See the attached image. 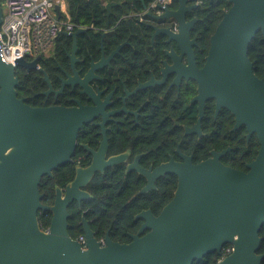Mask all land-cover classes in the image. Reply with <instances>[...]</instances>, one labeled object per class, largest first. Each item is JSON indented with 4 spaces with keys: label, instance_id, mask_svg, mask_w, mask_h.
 <instances>
[{
    "label": "water",
    "instance_id": "1",
    "mask_svg": "<svg viewBox=\"0 0 264 264\" xmlns=\"http://www.w3.org/2000/svg\"><path fill=\"white\" fill-rule=\"evenodd\" d=\"M176 1L181 8L175 18L195 0ZM230 3L201 71V116L206 100L216 99L218 111L226 108L235 117L234 130L245 126L248 138L257 136L258 154L247 172L220 162L230 149L200 164L187 159L156 169V176L176 174L177 189L158 216L151 211L137 216L144 224L128 244L108 240L102 246L89 234L84 248L69 234L68 208L91 198L82 188L91 181L96 165L78 169L65 191L57 187L53 205L42 203V179L71 162L78 134L93 112L83 106L26 105L18 98L15 77V69L26 62L8 64L0 53V264H193L210 253L222 254L228 244L232 252L218 264L263 263L264 255L258 251L264 226V80L255 75L248 52L256 34H264V0ZM117 5L106 4L108 17ZM55 10L61 18L59 5ZM193 23H182L186 36ZM154 188V181H149L141 193ZM40 212L52 213L47 229L40 225Z\"/></svg>",
    "mask_w": 264,
    "mask_h": 264
},
{
    "label": "flooded vegetation",
    "instance_id": "2",
    "mask_svg": "<svg viewBox=\"0 0 264 264\" xmlns=\"http://www.w3.org/2000/svg\"><path fill=\"white\" fill-rule=\"evenodd\" d=\"M201 6L202 0L188 2L189 10L175 18L174 13L181 8L178 1L162 4L156 0L148 5L142 0L143 11L115 18L114 24L110 21L112 15H107L105 29L77 27L72 32H62L48 47L23 58L25 67L15 69L18 98L26 105L92 109L93 116L78 134L71 162L62 165H70L68 175H60L61 179H71L61 188L65 191L78 169L96 165L91 181L82 188L91 198L80 204L75 201L69 206L72 209L68 208L69 219L77 222L72 228L78 233L74 240L80 242L83 238L80 243L84 248L89 234L102 246L108 240L132 242L144 224L137 216L143 211L153 213L151 198L163 194L159 193V184L167 182L173 188L171 182H175L174 194L177 189L178 176H156L154 172L159 167L183 164L187 159L200 164L229 149L220 162L243 166L231 156L233 146H243L245 140L244 148L248 149L251 139L257 136L248 138L245 126L234 130L235 117L226 108L218 111L214 98L206 100L201 116V71L216 32L209 33L199 12ZM1 8L0 32L5 20L4 0ZM182 23H193L187 36ZM79 29L85 31L78 33ZM258 33L264 38L262 32ZM245 155L241 154L240 160ZM249 163L240 171L247 172ZM97 177L105 182V188L106 182H113L111 188L101 190L102 203L119 204V210L136 207L143 200L149 203L135 216L139 228L129 232L128 238L115 231L118 227L114 221L106 223L92 217L89 206L94 195L89 187ZM149 181H154L155 188L141 193ZM141 195L146 197L136 198ZM161 204L158 199L157 206Z\"/></svg>",
    "mask_w": 264,
    "mask_h": 264
},
{
    "label": "trees",
    "instance_id": "3",
    "mask_svg": "<svg viewBox=\"0 0 264 264\" xmlns=\"http://www.w3.org/2000/svg\"><path fill=\"white\" fill-rule=\"evenodd\" d=\"M156 0H145V2L150 5ZM67 5V11L71 16L72 20L80 27L91 28L95 27L98 29H105L108 24V11L106 10V4L110 2L119 3L112 9V16L110 21L113 24L117 21L115 18H121L124 16H128L133 13H137L138 11H143L142 0H65ZM231 6L229 0H202V6L199 9V12L202 14V19L205 24H207V28L210 34L215 32L217 26L222 20L224 12ZM248 56L251 62L254 64V73L257 77L264 80V38L261 33L256 35V38L252 41ZM245 140H243V146L238 144L233 146V156L235 159H239V162H243V166L240 165H229L236 170H242L245 168V164L249 163L253 158L257 156V150L260 148L259 141L257 137L251 139L250 148L245 149ZM244 148V149H243ZM246 153L244 160H240L241 154ZM68 167L70 165L62 166L61 168L54 171V178L46 176L42 179L40 184V192L44 195L42 199V203L44 205H53L55 200V190L56 186L60 188H64L66 184L71 180L70 178L61 179V173L68 175ZM98 177L95 178L90 187L92 193L94 195L92 205L89 206L90 212L92 213V217L96 219V221L103 220L106 223H110L114 221L116 224L115 231L120 234H124L126 238H128V233H135L138 228V220H135V216L139 214L141 208H146L149 206V203L146 201L139 202V205L129 209L119 210V204L116 203H102L100 201L101 190L111 188V184L113 182H106L108 187H103V184ZM171 185L167 182H163L159 184V193L162 192L161 196H156L151 198L150 208L153 209L154 215L158 216L162 208L170 202L174 197V190L176 185L175 182H171ZM137 187V186H136ZM133 187V189H136ZM146 195L137 196L136 198H144ZM161 199V206H157V200ZM72 208L69 207V210ZM96 213L97 215L93 214ZM109 213L110 216H103V214ZM52 219L51 212H40L39 221L42 228L47 229L50 226ZM69 222V233L73 239L78 237V233L74 232V228L77 225V222L72 218L68 220ZM260 236L262 238V243L260 245L258 254L264 255V226L261 228ZM233 247L231 245H226L222 251V254H218L217 252L210 253L206 255L201 261H195L193 264H218L223 257L228 256V250L232 252ZM264 264V260L263 263Z\"/></svg>",
    "mask_w": 264,
    "mask_h": 264
},
{
    "label": "built area",
    "instance_id": "4",
    "mask_svg": "<svg viewBox=\"0 0 264 264\" xmlns=\"http://www.w3.org/2000/svg\"><path fill=\"white\" fill-rule=\"evenodd\" d=\"M5 20L0 32L2 59L16 62L33 51L48 47L62 32H72L78 26L67 11L65 0H4ZM164 4L170 0H158ZM59 5L62 17L56 12ZM82 28V27H80ZM81 238L80 242H83ZM231 253L230 250L227 251Z\"/></svg>",
    "mask_w": 264,
    "mask_h": 264
}]
</instances>
